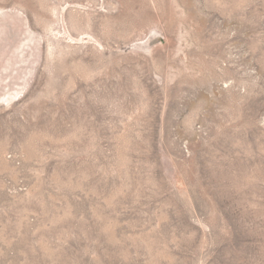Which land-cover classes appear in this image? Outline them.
<instances>
[{
  "label": "rangeland",
  "instance_id": "1",
  "mask_svg": "<svg viewBox=\"0 0 264 264\" xmlns=\"http://www.w3.org/2000/svg\"><path fill=\"white\" fill-rule=\"evenodd\" d=\"M0 264H264V0H0Z\"/></svg>",
  "mask_w": 264,
  "mask_h": 264
}]
</instances>
